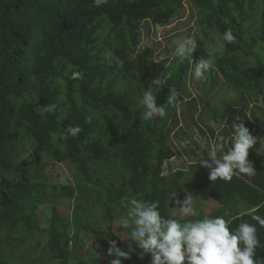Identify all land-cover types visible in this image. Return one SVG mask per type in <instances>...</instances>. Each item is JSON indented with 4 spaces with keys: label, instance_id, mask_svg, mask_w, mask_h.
I'll list each match as a JSON object with an SVG mask.
<instances>
[{
    "label": "trees",
    "instance_id": "16d2710c",
    "mask_svg": "<svg viewBox=\"0 0 264 264\" xmlns=\"http://www.w3.org/2000/svg\"><path fill=\"white\" fill-rule=\"evenodd\" d=\"M185 5L196 25L188 35L205 38L209 49L181 60L174 54L153 59L151 46L138 47L143 22L166 26ZM227 28L236 37L233 43L223 40ZM214 33L220 36L217 43L211 42ZM199 58L212 59L214 66L200 79L206 95L192 96L186 82L195 77ZM74 72L83 77L73 79ZM155 79L161 87L152 85V91L166 116L144 121L137 98ZM218 79L238 98L223 101L220 110L206 97L222 85ZM171 88L177 93L175 106L166 104ZM48 104H56V111L44 112ZM237 104L245 109H234ZM237 118L264 141V0H108L100 7L93 0H0V264H14L2 256L3 249L18 248L26 232L34 230L45 239L35 247L46 248L50 262L85 264L81 233L86 232L93 235L91 256L102 255L103 264L115 258L107 254L111 240L128 253L122 264H151L150 254L140 257L130 228L120 237L112 227L126 214L121 206L126 196L159 201L161 215L172 216L165 187L177 184L172 172L184 180L178 185L189 186L187 197L205 195L218 203L210 214L194 209L198 216L177 220L223 216L230 231L244 222L255 225L259 245L254 259L264 264V227L253 219L264 217V153L257 143L249 150L254 176L237 172L231 181H212L210 169L194 159L203 151L194 130L186 134L179 126L184 121L197 127L221 156L232 146ZM75 125L82 131L63 139ZM184 141H190L187 148ZM25 150L35 165L22 157ZM180 156L188 158L185 171L164 172V165ZM51 161L70 163L74 185H50L52 195H45L42 165ZM86 190L98 191L101 214L87 201L79 204ZM59 197L73 199L72 215L53 210L48 225L40 228L33 206ZM80 210L86 213L83 219Z\"/></svg>",
    "mask_w": 264,
    "mask_h": 264
},
{
    "label": "clouds",
    "instance_id": "9594fccd",
    "mask_svg": "<svg viewBox=\"0 0 264 264\" xmlns=\"http://www.w3.org/2000/svg\"><path fill=\"white\" fill-rule=\"evenodd\" d=\"M93 2L96 7H100L107 4L108 0H93ZM141 29L142 26L139 29L140 33ZM235 39L232 29H225L223 40L233 43ZM140 44L139 42L138 47ZM197 47L196 36L190 33L189 36L177 41L174 55L184 60L192 57ZM109 62H112L111 58ZM115 62L118 67L123 68L122 60L115 58ZM213 66L212 59L199 58L194 70L195 78H204L205 73L212 70ZM82 77L83 73L80 72H74L72 76L73 79ZM149 85L137 98V106L142 109L141 119L144 121L166 116L164 105L157 104V95L153 94L151 87L152 85L161 87V81L155 79ZM176 99L177 93L171 88L166 104L175 106ZM56 109V104H48L44 112L53 113ZM236 120L240 122L237 123ZM236 120L233 121L231 129L232 146L227 152L218 156L217 148L205 143L202 145L203 151L198 153L200 159L197 162L210 169L209 179L212 181L217 179L231 181L237 172L247 176L256 174L248 156L249 150L259 138L250 133L242 120L239 118ZM81 131L79 125L70 126L62 134V138L76 137ZM189 144L190 141H184L183 147L187 148ZM205 149L207 159L203 158ZM192 199L194 198L189 195L182 202L178 201L181 212L186 216L189 215L185 218H173L175 214L168 218L163 217L159 211V201L138 200L127 196L121 199V206L126 210V214L120 217V228L131 229L134 243L142 250L139 253L140 257L150 254L151 264H256L254 256L259 245L256 226L244 222L235 231H230L229 222L223 216L182 223L177 219H186L195 214ZM253 219L264 227V217L254 215ZM107 254L109 257H115L107 264H122V261L128 258V253L121 250L115 240L109 241Z\"/></svg>",
    "mask_w": 264,
    "mask_h": 264
},
{
    "label": "rangeland",
    "instance_id": "374dc122",
    "mask_svg": "<svg viewBox=\"0 0 264 264\" xmlns=\"http://www.w3.org/2000/svg\"><path fill=\"white\" fill-rule=\"evenodd\" d=\"M185 5L177 14V17H174L170 24L166 26H153L150 22L145 21L143 22L142 29H141V37H140V47L143 46H151L155 53L152 56L153 59H164L166 57H170L174 54L175 45L179 39L182 37H187L188 31L191 29L192 31L195 30L196 25L194 21L191 19L190 16V10ZM182 35V37H180ZM220 38L218 33H214V36L212 37L211 42L217 43L216 41ZM197 39V50L200 48H210V43L205 39L201 37H196ZM196 50V51H197ZM252 60V59H251ZM195 62V61H193ZM219 82H222V85L216 86L215 90L212 92H209L207 94V99L211 106L216 107L217 109L222 108V102L227 100H238L237 95L235 91H233L231 88L227 87L224 82L221 79H218ZM186 87L188 91L191 93L192 96L199 95H206L204 93L205 87L201 85L200 79H196L195 77L193 80L190 78L186 82ZM248 103V110H250V100L247 99ZM188 109V108H187ZM234 109L236 110H244L245 108L241 105L237 104ZM197 112L194 113V117L197 116ZM204 122H211L208 119H203ZM199 123V122H198ZM201 127L205 129V126L202 125V123H199ZM213 125V122L209 123ZM188 122H186V125L184 121H181L180 128H183L188 134L191 133L192 130H194V137L199 141V144L202 145L205 144L204 140L202 139V136L199 133V130L197 127L191 125ZM214 127V126H213ZM221 126L218 127V130ZM208 133V132H206ZM183 140V135L180 133V139L175 140L177 145L180 144V142ZM256 145V144H255ZM179 146V145H178ZM257 147L261 154L264 153V141H258ZM27 156L29 158V161L35 165L36 160L35 158H32L30 156V152L28 150H25L23 152L22 157ZM222 156V155H221ZM208 158V157H207ZM194 159H200V156L197 154L194 157ZM188 163V158L180 156L179 158L172 159L168 161L164 165V172H170L171 170L177 171H185V166ZM43 164V175L46 186L48 187L45 191V195H52V189L49 187L50 185L54 184H64V185H74V179H73V172L72 167L70 163L68 162H62L57 163L55 161H51L50 163L46 162V165ZM171 178L176 181L177 184L173 185H166V190L168 192V211L172 214H175L173 218H185L189 215H184L181 212V207L178 201L182 202L187 197V192L189 190V186L182 184L178 185L180 183H183V181H178L177 176L172 172ZM97 192L98 191H92L90 190L87 193V190L83 192L82 198H80L79 204L83 206L85 202H88V205H93L97 208L98 213L101 214V204L99 203V200L97 199ZM191 198H194V195H191ZM73 199H68L64 197L56 198L54 201H50L49 199H46L41 204H35L32 208L35 216L38 219V226L40 228H45L48 225L49 218L51 216V212L54 210L60 215L65 216H71L73 213ZM192 207L193 209H199L198 212H210L215 209L216 203L207 198L205 195H201L196 197L195 199H192ZM125 210V209H123ZM126 212V210H125ZM203 212V213H204ZM193 216H198L197 212L194 211ZM86 215V213L83 210L79 211V216L83 219V215ZM117 214L120 215V212L117 211ZM77 215V214H76ZM90 226H93V222L89 224ZM113 231L119 235L120 237H124L127 235L128 229H121L120 228V217L113 223ZM29 236L25 239V242L20 244L18 248L14 249L10 246H6L2 251V256L4 258H11L14 264H77V260L69 261L68 263H58L57 260L49 261V252L46 248H43V246L36 248L37 242L41 240V244L45 242V239L43 238V235H40L38 231H27L26 232ZM129 235V234H128ZM81 236L84 240V248L87 249V254L83 256V260L85 264H95L97 262L98 264H103L102 261L104 257L102 255H98V253H95V255L98 256H91V242L93 241V235L91 233L82 232ZM34 258V260H33ZM92 260H95L92 261Z\"/></svg>",
    "mask_w": 264,
    "mask_h": 264
},
{
    "label": "crops",
    "instance_id": "0c3cea01",
    "mask_svg": "<svg viewBox=\"0 0 264 264\" xmlns=\"http://www.w3.org/2000/svg\"><path fill=\"white\" fill-rule=\"evenodd\" d=\"M256 143H258V141L256 142ZM187 194H188V192H187ZM198 197V196H197ZM196 197H194V199H195ZM215 202V201H214ZM216 203V207H215V209L218 207V203L217 202H215ZM215 209L214 210H212V211H210V212H208V213H206V212H204V213H206V214H210V213H212L213 211H215Z\"/></svg>",
    "mask_w": 264,
    "mask_h": 264
}]
</instances>
